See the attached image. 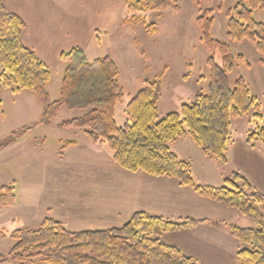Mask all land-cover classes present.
Listing matches in <instances>:
<instances>
[{"label": "trees", "instance_id": "trees-1", "mask_svg": "<svg viewBox=\"0 0 264 264\" xmlns=\"http://www.w3.org/2000/svg\"><path fill=\"white\" fill-rule=\"evenodd\" d=\"M178 10L175 0H126L125 17L128 26L139 22L137 11L162 12ZM264 8V0H237L227 11V37L255 43L264 56V24L253 18L255 9ZM211 9L197 18L206 47L220 53L207 59L209 81L206 93H197L179 111L158 118L157 103L161 84L157 77L147 78L143 87L125 105L127 119L119 126L115 119L116 105L123 101L124 92L118 80V67L109 57L88 60L83 48L74 46L60 54L66 62L60 96L50 100L47 83L50 70L35 52L22 42L25 24L21 17L9 11L0 0V92L3 87L29 89L35 92L42 105L40 121L49 123L61 107L79 109L84 114L58 123L64 128L81 129L94 143L104 144L119 167L150 176L169 177L180 186L191 188L199 196L224 207L232 208L247 217L252 227L227 224L232 237L246 245L237 255L250 264H264V194L239 172H232L221 186L198 184L194 181L190 163L180 159L170 145L190 137L206 156L226 163V151L231 142L233 118L253 114L259 124L246 133L245 142L264 145V99L257 103L250 95L242 77L230 81L235 58L227 43L210 36ZM155 31L154 24L145 25ZM241 59L242 56L237 57ZM3 114L0 98V115ZM9 134L0 142V149L10 145L26 129ZM74 144L67 141L64 146ZM13 186H0V207L15 202ZM215 223L193 217L172 221L159 215L135 212L120 226L100 230L68 231L61 221L45 218L36 229L20 228L9 234L13 245L7 254H0V264H196L191 256L175 246L167 245L161 237L167 232L190 230L200 224Z\"/></svg>", "mask_w": 264, "mask_h": 264}, {"label": "rangeland", "instance_id": "rangeland-1", "mask_svg": "<svg viewBox=\"0 0 264 264\" xmlns=\"http://www.w3.org/2000/svg\"><path fill=\"white\" fill-rule=\"evenodd\" d=\"M175 1L178 10L134 12L139 22L131 26L123 21L132 15L127 13L125 5L118 10L107 6L103 11L110 24L103 26L106 29L94 30L85 40L88 60L109 56L118 67V80L124 92L123 101L116 105L115 119L119 126L127 119L125 105L147 78L157 77L161 84L157 103L159 119L179 111L180 106L193 101L197 93L207 92L210 73L207 59L213 55L217 63L221 61L218 51L212 52L206 47L197 23V18L208 9L213 18L210 36L227 43L235 58L230 81L244 78L250 95L257 103H263L264 56L253 41H231L226 35L227 11L237 0ZM252 15L264 24V8L253 10ZM93 22L90 9L86 27ZM149 24L155 26L153 33L149 31L150 26L145 27ZM239 55L241 59L237 58ZM65 66L66 62L60 58L47 66L50 79L46 89L52 101L60 96ZM0 98L3 110L0 142L11 132L29 127L10 145L0 149V186H13L16 197L12 205L0 207V230L9 234L20 228L36 229L45 218L61 221L68 231L122 225L125 216L108 214L106 206L113 203L122 189L117 180H126L134 176L133 173L114 163L112 152L104 144L88 139L83 130L58 125L65 119L83 115L84 111L63 106L51 122L44 123L40 121L42 105L32 90L3 87ZM255 111L252 108L248 114L232 119L226 163L205 156L193 141L191 148L180 154L188 157L196 183L202 184L205 178L210 183L222 184L225 177L236 171L264 194V145L256 142L250 146L245 142L247 131L259 124L253 117ZM67 141L74 144L64 146ZM170 148L181 153L182 146L171 144ZM203 161L208 162L209 167L203 169ZM206 170L208 178L203 176ZM231 210L233 212L222 215L224 218L218 219L216 225L167 232L161 240L191 256L196 264H250L238 257L237 253L246 245L230 235L227 224L252 227V223L235 209ZM13 243L8 235L0 236V254H7Z\"/></svg>", "mask_w": 264, "mask_h": 264}, {"label": "crops", "instance_id": "crops-1", "mask_svg": "<svg viewBox=\"0 0 264 264\" xmlns=\"http://www.w3.org/2000/svg\"><path fill=\"white\" fill-rule=\"evenodd\" d=\"M2 2L9 11L22 18L25 24L22 42L32 49L46 66L56 62L62 52L74 46H79L84 50L86 38L94 34V30L98 31V28H104L103 26L110 24L106 22L107 16L103 11L105 7H115L118 10L121 6H126V0H65L59 3H56L55 0H2ZM90 9L93 12L94 22L88 28L86 21ZM189 139L191 138L184 137L173 143L178 147L182 146V149H179L181 153L172 150L180 159L186 161L189 160L188 157L184 155L181 157L180 154H185L184 152L193 145L191 142L193 140ZM209 165L208 162L201 163L203 169ZM140 173L143 172L133 173L134 176H130L126 180H117L120 181L118 184L122 189L115 196L113 203L106 206L108 214L124 215V223L133 213L140 211L165 218L168 216L170 218L173 216L193 217L215 222L200 224L196 228L188 230L192 231L200 226L216 225L220 218H224L221 217L222 215L233 212L232 208L211 202L199 196L191 188L180 186L174 178ZM208 173L206 170L203 176L208 178ZM207 180L204 178L202 184L211 186L223 184L210 183ZM214 211L220 216L213 213Z\"/></svg>", "mask_w": 264, "mask_h": 264}]
</instances>
